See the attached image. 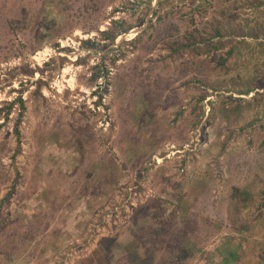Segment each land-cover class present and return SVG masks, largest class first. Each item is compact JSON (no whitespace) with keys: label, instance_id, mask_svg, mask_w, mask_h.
<instances>
[{"label":"rangeland","instance_id":"rangeland-1","mask_svg":"<svg viewBox=\"0 0 264 264\" xmlns=\"http://www.w3.org/2000/svg\"><path fill=\"white\" fill-rule=\"evenodd\" d=\"M39 2L0 0V264H264V0Z\"/></svg>","mask_w":264,"mask_h":264},{"label":"trees","instance_id":"trees-1","mask_svg":"<svg viewBox=\"0 0 264 264\" xmlns=\"http://www.w3.org/2000/svg\"><path fill=\"white\" fill-rule=\"evenodd\" d=\"M16 3H17V15H18V20L19 21H23V19H25L28 24L26 25V28H31L33 24H37L38 27L36 28V30L40 31V38L42 40H44L47 36H48V33H50V31L52 29H54L53 27H50L47 23H38L40 22V14H41V9L39 7V0L37 3H33L31 0H15ZM58 2V9H57V12H56V21L55 23L57 25L59 24H63L65 23L67 20H69L71 18V13L70 11L72 9H74V3H75V0H56ZM98 1L100 0H82L81 4H79V2H77V5H76V8L80 10L81 13L83 14H90L91 12H95V10H97V4H98ZM223 11H221L220 13L223 15L224 18H226L227 16H230V10L228 9H225V8H222ZM84 11L86 13H84ZM232 18L235 17V15H231ZM99 22V21H98ZM111 24L108 28L107 31H102L100 32V34L102 35H111L112 37L116 36V35H119V34H123V33H126L128 32L132 26L131 24H128V25H125L126 22L121 19V20H111L110 21ZM55 23L53 22V25H55ZM98 30L96 24H93L92 27L90 28V30ZM252 31V29L250 30ZM215 33L217 36H219L221 34L220 30L216 29L215 30ZM257 38V36L255 37ZM246 42V40L242 39V41H240L239 43H244ZM205 45H209V47H212V48H219V46L213 44V42H211L210 40H208L207 42L204 43ZM189 45V44H187ZM207 50H209L207 48ZM234 52V49H230L228 51V55L232 54ZM226 60V58L224 59V61ZM107 72V70H105V73ZM254 89H248L246 90V94L248 93H252ZM256 95H259L258 92H253V95L251 97H253L252 99L254 100L255 96ZM101 99V95L99 96V101ZM253 102H256V101H253ZM100 103V102H99ZM251 104V102H247V105L249 106ZM254 104V103H253ZM243 105L241 103H239L237 106H235L234 108V111H236L237 113H240L243 109ZM21 117V115H20ZM20 117L18 118L16 124H15V134L17 136V146L19 147V137H20V132L18 130V125L20 123ZM19 151V150H18ZM17 151V152H18ZM15 155L16 153L14 154L13 156V159L15 158ZM243 231H246L248 230V225L245 224L243 226Z\"/></svg>","mask_w":264,"mask_h":264}]
</instances>
